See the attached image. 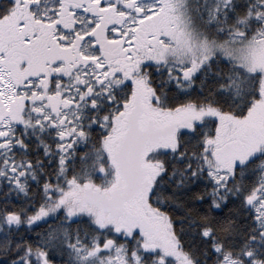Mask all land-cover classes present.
Segmentation results:
<instances>
[{"label":"snow or ice","instance_id":"snow-or-ice-1","mask_svg":"<svg viewBox=\"0 0 264 264\" xmlns=\"http://www.w3.org/2000/svg\"><path fill=\"white\" fill-rule=\"evenodd\" d=\"M0 264H264V0H0Z\"/></svg>","mask_w":264,"mask_h":264}]
</instances>
